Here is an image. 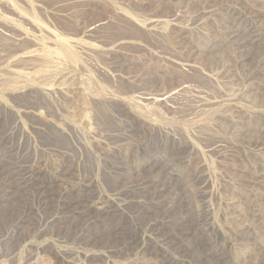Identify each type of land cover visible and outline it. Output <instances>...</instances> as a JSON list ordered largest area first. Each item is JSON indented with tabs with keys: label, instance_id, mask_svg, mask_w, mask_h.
<instances>
[{
	"label": "rangeland",
	"instance_id": "obj_1",
	"mask_svg": "<svg viewBox=\"0 0 264 264\" xmlns=\"http://www.w3.org/2000/svg\"><path fill=\"white\" fill-rule=\"evenodd\" d=\"M0 4L12 34H0V264L264 261V226L248 213L264 195V0ZM183 83L163 104L145 99ZM46 142L75 158L62 164ZM32 170L45 204L29 201Z\"/></svg>",
	"mask_w": 264,
	"mask_h": 264
},
{
	"label": "bare ground",
	"instance_id": "obj_2",
	"mask_svg": "<svg viewBox=\"0 0 264 264\" xmlns=\"http://www.w3.org/2000/svg\"><path fill=\"white\" fill-rule=\"evenodd\" d=\"M82 1V0H81ZM2 2V1H1ZM1 5V4H0ZM263 9V8H262ZM2 19V18H1ZM5 19V18H4ZM10 24V23H9ZM255 24V23H254ZM85 25V24H84ZM5 26H6V24H5ZM8 26H10V25H8ZM39 30H42L43 29V27H42V29H41V27L40 28H38ZM84 29H85V27H84ZM96 29H98L97 28V25H94V24H92V25H89V26H87V28H86V33L89 35V36H91V35H93V33H94V31L96 30ZM36 30H37V28H36ZM38 30V31H39ZM44 30V29H43ZM262 30V29H261ZM47 31V30H46ZM46 31H44V32H46ZM84 31V30H83ZM20 32V31H19ZM34 32V31H33ZM40 32V31H39ZM43 32V33H44ZM85 32V31H84ZM240 32V31H239ZM11 32H9L7 29H2V30H0V34L2 35V36H5V37H11L12 38V34H10ZM37 33V32H36ZM42 33V32H41ZM42 33V34H43ZM52 33V32H51ZM50 33V35H52ZM42 34H41V36H42ZM54 34V33H53ZM0 35V36H1ZM23 35V34H22ZM27 35V34H26ZM237 35V34H236ZM235 35V36H236ZM234 36V35H233ZM250 36V35H249ZM252 36V35H251ZM256 35H253V39H251L250 41V44L249 45H253L252 43H254L257 39V37H255ZM24 37H26V36H24ZM29 37V35L27 36V38ZM19 38L21 39V38H23V36L21 37V35L19 36ZM26 38V39H27ZM41 39L43 38V37H40ZM56 37H54V39H55ZM89 38V37H88ZM37 39V38H36ZM35 39V40H36ZM49 39H51V38H49ZM58 39V38H57ZM56 39V40H57ZM86 39H87V37H86ZM16 40V39H15ZM35 40L33 41V43L35 42ZM42 40H44V39H42ZM41 40V41H42ZM46 40H48L47 38H46ZM58 40H62V39H58ZM57 40V41H58ZM18 41V40H17ZM28 41V40H27ZM64 41V40H63ZM63 41H62V43H63ZM82 41V40H81ZM81 41H79V42H81ZM83 41H84V39H83ZM22 42H24V41H22ZM45 43H46V41H44ZM59 42H61V41H59ZM70 42V41H69ZM72 42V41H71ZM87 42V41H86ZM194 42V41H193ZM246 42V41H245ZM45 43H44V45H45ZM68 43V42H67ZM78 43V42H77ZM82 43H85V41L84 42H82ZM18 44V43H17ZM38 44V43H37ZM81 44V43H80ZM80 44L79 45H77V46H80ZM91 43H89V45H90ZM38 46V45H37ZM60 46V45H59ZM64 46H65V44H64ZM72 46H74V45H72ZM85 46V45H84ZM42 47V46H41ZM61 47V46H60ZM75 47H76V44H75ZM74 47V48H75ZM82 47V46H81ZM86 47H88V46H86ZM93 46H89V48L88 49H90V48H92ZM197 48V47H196ZM83 49V48H82ZM46 50V49H45ZM81 50V49H80ZM91 50V49H90ZM93 50H95V48L93 49ZM48 52H50V50L48 49L47 50ZM82 51V50H81ZM84 51H85V49H84ZM83 51V52H84ZM183 52H184V50H182ZM53 52V51H52ZM87 52V51H86ZM94 52V51H93ZM47 53V52H46ZM54 53V52H53ZM3 54V53H2ZM27 54V53H26ZM31 54H33L32 52H31ZM36 54H40V53H35V55ZM51 54V53H50ZM1 55V54H0ZM34 55V54H33ZM32 55V56H33ZM48 55V54H47ZM52 55V54H51ZM3 56V55H2ZM23 56V55H22ZM25 56H27V55H25ZM30 56V55H29ZM31 56V57H32ZM44 56V55H43ZM54 57H55V54L53 55ZM19 57H21V55L19 56ZM35 57V56H34ZM34 57H32V58H34ZM37 57V56H36ZM262 57V56H261ZM24 58V57H23ZM42 58V57H41ZM40 58V59H41ZM46 58V57H45ZM56 58V57H55ZM15 59V58H14ZM22 59V58H21ZM31 59V58H30ZM36 59V58H35ZM35 59H33V60H35ZM39 59V60H40ZM44 59V58H43ZM43 59H41V61L43 60ZM11 60H13V59H11ZM19 60H20V58H19ZM32 60V59H31ZM32 60V61H33ZM50 60H52V59H50ZM189 60V59H188ZM5 61V60H4ZM16 61H18V60H16ZM21 61V60H20ZM25 61V60H24ZM32 61H31V63H32ZM53 61H54V59H53ZM11 62V61H10ZM13 62V61H12ZM47 62H49V61H47ZM2 63V62H1ZM15 63V62H14ZM17 64H19L18 62H16ZM21 63V62H20ZM34 63V62H33ZM41 63V62H40ZM43 63V62H42ZM186 63H188V62H186ZM194 63V62H193ZM193 63H191L192 65H193ZM22 64V63H21ZM48 64V63H47ZM49 64L51 65V63L49 62ZM190 64V63H189ZM27 65V64H26ZM28 65H29V63H28ZM38 65V64H37ZM36 65V66H37ZM21 66V65H20ZM39 67H41L40 65H38ZM38 66H37V68H38ZM46 66V65H45ZM53 66V65H52ZM16 67V66H15ZM18 67V66H17ZM186 67V66H185ZM189 68H190V70L191 69H193L194 67L193 66H188ZM20 68V67H19ZM47 68H48V66H47ZM51 68V67H50ZM182 68V67H181ZM22 69V68H21ZM24 69V68H23ZM183 69V68H182ZM195 69V68H194ZM14 70V69H13ZM29 70V69H28ZM14 71H16V70H14ZM196 71H198V70H196ZM23 72V71H22ZM182 72V71H181ZM185 72V71H184ZM193 72V71H192ZM37 74V73H36ZM180 74V73H179ZM193 74V73H192ZM257 74V73H256ZM24 75V74H23ZM44 75V74H43ZM190 75V74H189ZM39 76V75H38ZM191 76V75H190ZM37 77V76H36ZM186 78V77H185ZM183 80V79H182ZM37 81V80H36ZM194 81V80H193ZM182 82V81H181ZM254 82V81H253ZM189 86V85H188ZM194 88V87H193ZM201 88V87H200ZM186 89H187V85L186 86H184V83H183V86H181L180 85V87H178V89L176 88V90H174V92L173 93H171V94H162V95H160L159 97H157V98H145L146 100H149V101H152V102H154V103H158V104H163L165 101H167L168 99H172V97L173 96H175V95H177L178 93H180V92H182V91H186ZM60 91V90H59ZM172 91V90H171ZM53 94V93H52ZM51 94V95H52ZM59 93H57V95H58ZM185 94V93H184ZM190 94V93H189ZM60 95V94H59ZM65 95V94H64ZM181 95V94H180ZM42 96V95H41ZM55 96V95H54ZM172 96V97H171ZM178 96V95H177ZM14 97V96H13ZM45 97V96H44ZM141 97V96H140ZM150 97V96H149ZM65 102V101H64ZM3 103V102H2ZM35 103H37V102H35ZM59 104V103H58ZM0 105H1V103H0ZM39 106V105H38ZM148 106V105H147ZM1 107V106H0ZM45 107V106H44ZM3 108V107H2ZM12 108V107H11ZM39 108H41V107H39ZM10 109V108H9ZM26 109V108H25ZM62 111V110H61ZM0 112H2V111H0ZM11 112V111H10ZM13 112V111H12ZM27 112H28V110H27ZM29 112H31V111H29ZM28 112V113H29ZM56 112V111H55ZM59 112V111H58ZM98 112V111H97ZM15 113V112H14ZM68 113V112H67ZM39 114H40V112H39ZM24 115V114H23ZM61 115V114H60ZM98 115V114H97ZM19 116V115H18ZM29 116V115H28ZM43 116V115H42ZM1 118H2V116L0 115V121H1ZM13 118H15V117H13ZM22 118V117H21ZM31 118H33V117H31ZM40 118V117H39ZM62 118V117H61ZM25 119V118H24ZM63 119V118H62ZM15 120V119H14ZM18 120V119H17ZM42 120V119H41ZM97 120V119H96ZM24 121V120H23ZM41 122V121H40ZM134 122V121H133ZM153 122V121H152ZM1 123V122H0ZM39 124H41V123H39ZM93 124V123H92ZM20 125V124H19ZM18 125V126H19ZM49 125V124H48ZM130 125V124H129ZM12 126V125H11ZM42 126V125H41ZM102 126V125H101ZM142 126V125H141ZM38 127V126H37ZM36 127V128H37ZM55 127V126H54ZM139 127V126H138ZM143 128V127H142ZM16 129H18V127H16ZM20 129V128H19ZM15 130V129H14ZM22 130V129H21ZM33 130V129H32ZM54 130V129H53ZM64 130V129H63ZM132 130V129H131ZM23 131H24V129H23ZM30 131V130H29ZM37 131V130H36ZM75 131V130H74ZM129 131H130V129H129ZM159 131V130H158ZM130 132H134L133 130L132 131H130ZM19 133V132H18ZM137 133V132H136ZM3 134V133H2ZM12 134H13V132H12ZM94 134H96V135H99L100 136V138H104L103 137V133L101 132V129L100 128H98V130H96V132L94 133ZM166 134V133H165ZM40 135H41V133H40ZM40 135H38V136H40ZM65 135V134H64ZM95 135V136H96ZM148 135H149V133H148ZM152 135V134H151ZM199 135V134H198ZM125 136V135H124ZM136 136V135H135ZM147 136V135H146ZM161 136V135H160ZM190 136V135H189ZM3 137V136H2ZM36 137V136H35ZM192 137V136H191ZM26 138V137H25ZM97 138H99V137H97ZM117 138V137H116ZM130 138V137H129ZM159 138V137H158ZM169 138V137H168ZM201 138V137H200ZM42 139V138H41ZM49 139V138H48ZM108 138L107 137H105V140H107ZM191 139V138H190ZM189 139V137H181V138H177V137H173L172 138V140L174 141V143H178V144H184V143H186L187 142V140H190ZM38 140V139H37ZM39 141H40V139H39ZM128 141V140H127ZM135 141V140H134ZM172 141V142H173ZM67 142V141H66ZM100 142V141H99ZM98 142V143H99ZM108 142V141H107ZM148 142V141H147ZM189 142V141H188ZM123 143V142H122ZM125 143V142H124ZM149 143V142H148ZM100 144V143H99ZM167 144V143H166ZM71 145V144H70ZM9 146V145H8ZM7 146V147H8ZM42 146L43 147H51L49 150H50V152H51V149L52 148H57V151H55V155H58V156H60V157H62V159H63V162H62V164H64V161H66V159L67 160H69L70 159V162H72V160L75 158V156L73 157L72 155H69L68 153H66V152H64L63 153V151H61L62 149H61V147H59L58 146V144L56 145V144H53V142L52 143H50V142H46V143H43L42 144ZM108 146V145H107ZM128 146V145H127ZM176 146V145H175ZM184 147H186V146H184ZM124 148V147H123ZM179 148V147H178ZM203 148V147H202ZM217 148H221V150L222 151H219V152H221V154H222V152H223V149H222V145H218L217 146ZM68 149V148H67ZM71 149V148H70ZM30 150H32V149H30ZM38 150V149H37ZM53 150V149H52ZM126 150V149H125ZM144 150V149H143ZM28 151V150H27ZM72 151V150H71ZM127 151V150H126ZM173 151V150H172ZM182 151V150H181ZM227 151V154H226V156L229 158L230 156H232V154H233V151L232 150H226ZM225 151V152H226ZM166 152V151H165ZM235 152V151H234ZM53 153V152H52ZM119 153V152H118ZM207 154V153H206ZM210 154V153H209ZM220 154V155H221ZM54 155V154H53ZM204 155V154H203ZM225 155V154H224ZM8 156V155H7ZM49 156H51V155H49ZM69 156H72V157H69ZM200 156V155H199ZM219 156V155H218ZM223 158H224V156H223V154L221 155ZM220 156V157H221ZM120 157V156H119ZM128 157V156H127ZM227 157H226V159L225 160H227ZM56 158V157H55ZM105 158V157H104ZM108 158V157H107ZM111 158V157H110ZM115 158V157H114ZM121 158V157H120ZM123 158V157H122ZM125 158V157H124ZM177 158V157H176ZM2 159V158H1ZM10 159V158H9ZM191 159V158H190ZM111 160V159H110ZM134 160V159H133ZM224 160V161H225ZM6 161V160H5ZM97 161V160H96ZM221 161V160H220ZM15 162H16V160H15ZM21 162V161H20ZM99 162V161H98ZM26 163V162H25ZM53 163V162H52ZM93 163V162H92ZM91 163V164H92ZM229 163V162H228ZM76 165H78V166H80V165H84L85 163H84V161H83V158H78V161L75 163ZM99 164V163H98ZM1 165V164H0ZM53 165V164H52ZM112 165V164H111ZM219 165V164H218ZM235 165V164H234ZM2 166V165H1ZM55 166H58V165H55ZM61 166V165H60ZM60 166H58V167H60ZM77 166V167H78ZM95 166V165H94ZM113 166V165H112ZM111 166V168L112 169H114V168H116V167H112ZM155 166V165H154ZM46 167V166H45ZM70 167V166H69ZM101 167V166H100ZM1 168V167H0ZM3 168V167H2ZM79 168V167H78ZM77 168V169H78ZM54 169L56 170V168L54 167ZM54 170V171H55ZM58 170H59V168H58ZM67 170V169H66ZM127 170V169H126ZM3 171V170H2ZM7 171V170H6ZM47 171V170H46ZM68 171V170H67ZM71 171V170H70ZM77 171V170H76ZM119 172V171H118ZM12 173V172H11ZM53 173V172H52ZM72 173V172H71ZM71 173H69V172H66L65 170L63 171V173L62 174H60L59 175V177L62 179L61 181H62V183L64 182L65 184L67 183L68 185H69V183L70 184H72L71 182L73 181V174H71ZM74 173V172H73ZM55 174V173H54ZM78 174V173H77ZM40 175H41V170H39V171H34V170H32L31 172H30V177H29V179L28 178H25V179H28V182H33V184L31 185V186H29V189L31 190V195L29 196V201H30V203H32L33 204V206H34V204H36L37 203V205H39L38 203H40L41 205L42 204H45V203H42V200H46V196H47V193H46V191L44 190V187L46 186V182H39L38 183V180L36 181L35 179L36 178H39L40 177ZM92 175V174H91ZM125 175V174H124ZM44 176V175H43ZM79 176V175H78ZM82 176V175H81ZM42 177V176H41ZM54 177V176H53ZM76 177V176H75ZM85 177V176H84ZM83 177V178H84ZM245 177V176H244ZM10 178V177H9ZM50 179V178H49ZM53 179V178H52ZM75 179V181H77L76 180V178H74ZM79 179H80V176H79ZM78 179V180H79ZM123 179V178H122ZM102 180V179H101ZM137 180V179H136ZM25 181V180H24ZM42 181V180H41ZM74 181V182H75ZM80 181H82V179L80 180ZM79 181V182H80ZM85 181H86V178H85ZM87 181H88V179H87ZM36 182V183H35ZM84 182V181H83ZM25 183V182H24ZM48 183V182H47ZM90 183V182H89ZM121 183V182H120ZM255 183V182H254ZM260 183V181H257V184H259ZM29 184V183H28ZM50 184V183H49ZM54 184V183H53ZM101 184H102V182H101ZM115 184H117V183H115ZM26 185V184H25ZM62 185V184H61ZM64 185V184H63ZM81 185V184H80ZM85 185V184H84ZM87 185V184H86ZM264 185V184H263ZM49 186V185H48ZM52 186V185H51ZM57 186V185H56ZM59 186V185H58ZM66 186V185H65ZM64 186V187H65ZM73 186H75V185H73ZM78 186V185H77ZM88 186V185H87ZM116 187H117V185H115ZM226 186V185H225ZM72 187V186H71ZM99 187V186H98ZM106 187V186H105ZM52 188V187H51ZM79 188V187H78ZM127 188V187H126ZM49 189V188H48ZM60 189V188H59ZM67 189V188H66ZM82 189V188H81ZM87 189V188H86ZM118 189V188H117ZM176 189V188H175ZM62 190V189H61ZM60 190V191H61ZM64 190V189H63ZM72 190V189H71ZM115 190V189H114ZM119 190V189H118ZM58 191V190H57ZM84 191V190H83ZM107 191V190H106ZM110 191V190H109ZM69 192H71V191H69ZM68 192V190H67V193H69ZM254 192V191H253ZM50 193V192H49ZM48 193V194H49ZM66 193V192H65ZM92 193V192H91ZM97 193V192H96ZM96 193H94V194H96ZM135 193V192H134ZM250 193V192H249ZM70 194V193H69ZM67 195V194H66ZM79 195V194H78ZM83 195V194H82ZM87 195H89V194H87ZM259 195V194H258ZM45 196V197H44ZM76 196V195H75ZM86 196V195H85ZM90 196V195H89ZM147 196V195H146ZM143 197V196H142ZM160 197V196H159ZM28 198V197H27ZM49 199V198H48ZM101 199L102 198H98V202H100L101 201ZM121 199V198H120ZM195 199V198H194ZM197 199V198H196ZM203 199V198H202ZM190 200V199H189ZM262 200H264V195H262V197L260 198V200L259 199H257L256 201H257V203H256V205L254 206V205H252V207H250L249 209H248V213H249V216H251L252 218H254V219H256L257 220V222H259V221H261V223H262V226H264L263 224H264V209H261L260 208V206H258L259 204V202L260 201H262ZM92 201H93V199H92ZM92 201H90L91 203H96V202H92ZM120 201H122V200H120ZM203 201V200H202ZM255 201V200H254ZM253 201V202H254ZM18 202V201H17ZM45 202V201H44ZM57 202V201H56ZM59 202V201H58ZM88 202V201H87ZM162 202V201H161ZM29 203V204H30ZM73 203V202H72ZM86 203V202H85ZM121 203V202H120ZM90 204V203H89ZM258 204V205H257ZM14 205V204H13ZM31 205V204H30ZM30 205H29V207H30ZM77 205H78V203H77ZM90 205H92V204H90ZM45 206V205H44ZM87 206V205H86ZM250 206V205H249ZM92 207V206H91ZM248 207V206H247ZM45 208V207H44ZM96 208V207H95ZM135 208V207H134ZM149 208V207H148ZM55 209V208H54ZM101 209V208H100ZM52 210V209H51ZM88 210V209H87ZM30 211H32V210H30ZM40 211V210H39ZM104 211V210H103ZM36 212V211H35ZM106 212V211H105ZM139 212V211H138ZM149 212V211H148ZM244 212V211H243ZM77 213V212H76ZM79 213V212H78ZM129 214V213H128ZM142 216V215H141ZM26 217V216H25ZM98 217V216H97ZM153 217V216H152ZM36 218V217H35ZM38 218V217H37ZM51 218V217H50ZM162 218V217H161ZM138 219V218H137ZM35 220V219H34ZM109 220V219H108ZM119 220V219H118ZM141 220V219H140ZM149 220V219H148ZM200 220V219H199ZM56 221V220H55ZM133 221V220H132ZM137 221H139V220H137ZM255 221V220H254ZM127 222V221H126ZM140 222V221H139ZM203 222H205V221H203ZM76 223H78L77 221H76ZM120 223V222H119ZM153 223V222H152ZM260 223V222H259ZM117 224V223H116ZM165 224V223H164ZM210 224V223H209ZM150 225V224H149ZM152 225V224H151ZM256 225V224H255ZM117 226V225H116ZM136 226V225H135ZM245 226V225H244ZM35 227V226H34ZM114 227V226H113ZM137 227V226H136ZM143 227V226H142ZM151 227V226H150ZM170 227V226H169ZM204 227V226H203ZM202 227V228H203ZM230 227V226H229ZM61 228V227H60ZM135 228V227H134ZM141 228V227H140ZM196 228V227H195ZM264 228V227H263ZM35 229V228H34ZM161 229V228H160ZM225 229V228H224ZM132 230V229H131ZM226 231V230H225ZM133 232V231H132ZM155 232V231H154ZM213 233V232H212ZM126 234V233H125ZM128 234H130L129 232H128ZM116 235H117V233H116ZM115 235V236H116ZM118 235H119V233H118ZM136 236H137V234H135ZM238 235V234H237ZM123 237V236H122ZM140 237V236H139ZM254 237V236H253ZM116 238V237H115ZM131 238V237H130ZM134 238V237H133ZM137 238H138V236H137ZM64 240V239H63ZM129 241V240H128ZM194 241H195V239H194ZM199 241V240H198ZM2 242V241H1ZM43 242V241H42ZM202 242V241H201ZM131 243V242H130ZM237 243H238V241H237ZM40 244V243H39ZM67 244V243H66ZM132 244V243H131ZM130 244V245H131ZM195 244V243H194ZM200 244V243H199ZM223 244V243H222ZM43 245V244H42ZM200 245H202V244H200ZM200 245H198V246H200ZM128 245H126V247H127ZM132 247H133V244L131 245ZM196 246V245H195ZM205 246V245H204ZM141 247V246H140ZM128 248V247H127ZM132 249V248H131ZM194 249V248H193ZM203 249V248H202ZM38 250V249H37ZM45 250V249H44ZM198 250H199V248H198ZM1 251V250H0ZM112 251V250H111ZM195 251H197V250H195ZM203 251V250H202ZM201 251V252H202ZM6 252V251H5ZM144 252V251H143ZM184 252V251H183ZM200 252V251H199ZM28 253H30V252H28ZM40 253V252H39ZM195 253V252H194ZM218 254V253H217ZM187 255V254H186ZM200 257L199 258H201V256H204L205 257V260L206 261H209L211 264L212 263H214V264H222V262L220 261L222 258H216L215 256H216V254L214 253V252H206L205 253V255H199ZM31 257V256H30ZM84 257V256H83ZM187 257V256H186ZM32 258V257H31ZM203 258V257H202ZM93 260V259H92ZM192 260V259H191ZM83 261V260H82ZM83 263V262H82ZM89 264V263H88ZM259 264H264V261H262V262H260Z\"/></svg>",
	"mask_w": 264,
	"mask_h": 264
}]
</instances>
